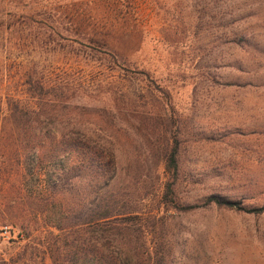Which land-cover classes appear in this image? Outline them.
<instances>
[{
    "label": "rangeland",
    "instance_id": "rangeland-1",
    "mask_svg": "<svg viewBox=\"0 0 264 264\" xmlns=\"http://www.w3.org/2000/svg\"><path fill=\"white\" fill-rule=\"evenodd\" d=\"M55 76L95 107L82 128L113 148L116 197L151 211L164 264H264V212L248 211L264 206V0H0L2 108ZM175 139L176 201L240 209L159 202ZM3 208L0 264H68L44 229L26 238L27 208Z\"/></svg>",
    "mask_w": 264,
    "mask_h": 264
},
{
    "label": "trees",
    "instance_id": "trees-1",
    "mask_svg": "<svg viewBox=\"0 0 264 264\" xmlns=\"http://www.w3.org/2000/svg\"><path fill=\"white\" fill-rule=\"evenodd\" d=\"M48 84L51 90L45 94L43 86ZM73 86L67 77L55 76L36 81L28 96L35 101L12 98L6 110L0 102L2 211L12 217L14 211L27 208L29 216L20 225L26 238L44 229L50 237L45 249L63 253L68 264H164V255L150 244L155 229L151 211L129 200L128 192L116 197L112 190L113 148L82 128L81 116L95 107L74 101ZM178 156L175 139L164 155L169 180L159 200L163 206L180 212L210 204L240 209L237 202L217 195H209L201 205L177 202ZM42 173L46 178L39 181ZM140 193L141 201L147 192ZM248 211L263 213L264 206Z\"/></svg>",
    "mask_w": 264,
    "mask_h": 264
}]
</instances>
